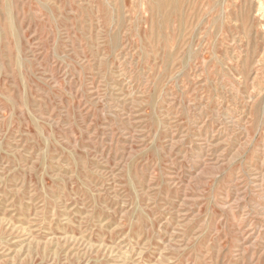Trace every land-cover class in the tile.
Instances as JSON below:
<instances>
[{
    "label": "rangeland",
    "instance_id": "1",
    "mask_svg": "<svg viewBox=\"0 0 264 264\" xmlns=\"http://www.w3.org/2000/svg\"><path fill=\"white\" fill-rule=\"evenodd\" d=\"M0 264H264V0H0Z\"/></svg>",
    "mask_w": 264,
    "mask_h": 264
}]
</instances>
